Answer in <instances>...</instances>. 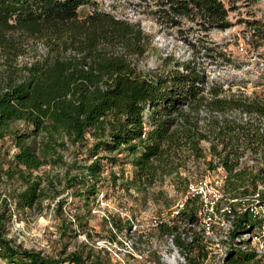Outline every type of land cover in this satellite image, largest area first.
I'll return each mask as SVG.
<instances>
[{
  "label": "trees",
  "instance_id": "trees-1",
  "mask_svg": "<svg viewBox=\"0 0 264 264\" xmlns=\"http://www.w3.org/2000/svg\"><path fill=\"white\" fill-rule=\"evenodd\" d=\"M138 1L130 0L132 8L151 16L160 31L176 35L191 50L189 60L167 55L161 68L141 70L139 62L152 41L142 21L99 10L81 17L79 9L88 0H0V140L10 136L17 149L10 161L0 163V175L19 184L2 200L0 256L8 264H112L92 253L45 258L14 249L4 238L5 214L13 209L41 211L45 200L61 195L63 180L56 183L47 174H35L59 164L54 157L59 146L87 151L84 163L74 166L76 175L66 182L83 192L87 205L99 196L102 160L117 161L123 153L130 157L137 190L170 177L180 187L185 180L181 170L200 161L205 171L225 172L227 201L243 200L264 185V95L249 96L234 91L232 82L210 80L201 61L203 56L212 59L216 50L211 34L232 26L225 4ZM194 31L198 39L191 36ZM37 42L48 47L46 55H39ZM27 54L31 61L20 63ZM15 123L25 124L28 131L13 129ZM112 179L116 185L120 176ZM64 203L57 202V215L63 214ZM178 216L190 224L198 220L197 213ZM77 221L86 232L87 223ZM251 224L244 216L235 233L253 229ZM167 233L176 235L172 228ZM235 257L231 253L228 264L250 261L247 255Z\"/></svg>",
  "mask_w": 264,
  "mask_h": 264
},
{
  "label": "rangeland",
  "instance_id": "rangeland-1",
  "mask_svg": "<svg viewBox=\"0 0 264 264\" xmlns=\"http://www.w3.org/2000/svg\"><path fill=\"white\" fill-rule=\"evenodd\" d=\"M88 1V4L79 9L81 17L99 10L119 19L142 21L141 25L145 33L152 36V41L147 54L139 62L141 70L161 68L163 58L167 55H174L184 61L190 59L191 50L176 35L160 31L151 16L143 14V10L138 12L132 8L130 0ZM221 1L229 10L232 26L211 34L210 42L216 50L212 59L203 56L201 61H205L207 65L210 80H220L227 84L232 82L234 91L241 89L249 96L255 93L264 95V0ZM198 35L196 31L191 34L195 39H198ZM35 45L39 55H46L48 47L44 43L37 42ZM198 47L201 45L198 44ZM31 59L32 56L27 54L19 62ZM12 128L24 132L29 129L23 123H15ZM13 143L10 136L0 140V163L6 164L17 152ZM85 153L86 150L70 144L56 147L54 157L59 159L56 160L59 164L46 166L35 173L40 176L47 174L56 183L58 179L63 180V184L59 186L61 195L56 201L53 198L45 200L41 211L17 212L13 209L11 214H5L2 233L10 247L20 251H34L50 259H66L75 253L84 256L88 253L102 254L112 264H168L163 255L173 258L178 253L187 255L193 264L216 263L223 246L221 239L229 232L222 227L224 217L221 210L227 201L215 204L214 213L209 217H205L203 213V219L199 218L195 225L185 222L176 212L188 195L190 185L194 189L200 188V181L203 180V195L208 196L213 178L219 176L218 172L205 171L203 161L191 162L188 170H181L185 180L179 184L180 187L178 179L170 177L153 188L137 190L132 184L134 169L130 157L123 153L118 156L117 161L108 158L102 160L104 169L98 186L99 196L91 198L87 205L83 192L78 191V187L66 186L67 180L76 175L75 164L84 163L87 157ZM2 175L0 215L5 212L2 200L9 195V190L19 187L17 182H7ZM113 175L120 176L116 185ZM185 181H189L188 189ZM190 191L192 192L191 188ZM190 198L192 201L183 211L197 213L200 217L201 199L199 196ZM60 199L65 200L63 214L57 215L56 204ZM240 206L241 203L235 205L236 211ZM77 217L87 223L86 232L79 227ZM241 220H235L234 231ZM114 221L123 227L121 231L115 228ZM250 223L254 228L244 231L243 235L255 227L257 230V223ZM171 228L176 234L173 241L172 235L167 233ZM176 239H179L183 247L177 244ZM0 264L8 263L0 256ZM63 264L73 263L66 261ZM255 264H264V261Z\"/></svg>",
  "mask_w": 264,
  "mask_h": 264
},
{
  "label": "built area",
  "instance_id": "built-area-1",
  "mask_svg": "<svg viewBox=\"0 0 264 264\" xmlns=\"http://www.w3.org/2000/svg\"><path fill=\"white\" fill-rule=\"evenodd\" d=\"M219 171V176L213 178V185H211L212 187L208 196L206 194L203 195V180L200 181V188L194 189L192 185H190L188 195L185 196V200L179 205V209L176 212L177 215L186 208L190 196H199L201 199V210H199L200 217L198 216V219L201 217L203 219V213L205 217H209L211 213H214L215 204L227 201L225 200L224 190L225 172L223 170ZM239 203H241V206L236 211L235 205H239ZM221 211L224 217L222 219V227L231 234L227 232L222 237L221 241L223 246L219 250L215 264H228L227 257L231 253L233 257L237 256L235 257L236 259H238L240 255H247L250 261L246 260L242 262V264H255V262L259 263L264 261V185L259 186L253 195L243 200L227 201L226 204L223 205ZM244 216H247L249 221H255L257 223V230L255 227L254 230L246 232L244 235L239 232L235 233V220L243 219ZM134 229L136 230L137 227L135 226ZM208 229H210L209 224ZM173 239L174 235H172L171 241H173ZM163 258H166L165 261H167L168 264H193L187 258V255L182 256L179 253L177 256H173V258H170L169 255H163Z\"/></svg>",
  "mask_w": 264,
  "mask_h": 264
}]
</instances>
